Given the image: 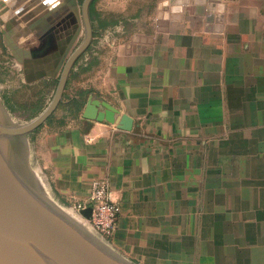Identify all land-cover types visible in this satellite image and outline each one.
<instances>
[{"label":"crops","instance_id":"1","mask_svg":"<svg viewBox=\"0 0 264 264\" xmlns=\"http://www.w3.org/2000/svg\"><path fill=\"white\" fill-rule=\"evenodd\" d=\"M97 9L119 22L94 37L74 86L90 91L85 107L93 96L134 127L59 112L36 139L45 194L85 203L88 221L92 183L107 180L121 211L106 243L132 264H264V0ZM6 54L0 91L24 76Z\"/></svg>","mask_w":264,"mask_h":264},{"label":"water","instance_id":"2","mask_svg":"<svg viewBox=\"0 0 264 264\" xmlns=\"http://www.w3.org/2000/svg\"><path fill=\"white\" fill-rule=\"evenodd\" d=\"M94 1L3 0L0 4L4 43L23 67L25 83L58 80L49 106L26 124H15L0 98V264H132L70 219L36 183L37 178L31 180L26 159L27 137L58 110L73 69L92 46ZM166 25L159 22L161 29ZM30 34L38 44L20 46V40ZM141 41L147 42L134 39L135 44ZM131 47L129 52L135 48ZM83 118L127 132L134 127L131 117L93 96ZM82 214L89 219L92 209Z\"/></svg>","mask_w":264,"mask_h":264},{"label":"trees","instance_id":"3","mask_svg":"<svg viewBox=\"0 0 264 264\" xmlns=\"http://www.w3.org/2000/svg\"><path fill=\"white\" fill-rule=\"evenodd\" d=\"M100 0H95L93 4L91 5V19L93 22V27L95 30V36L100 35L102 32H104L109 27H114L118 24L117 17L112 14H105L100 12L97 9V3ZM91 49V47H90ZM84 54L79 61L77 62L75 68L73 69L70 79L68 81V84L65 89L63 102L60 104L57 112L52 116L53 118L59 114V112L66 113L67 117H71L73 115L81 113V111L84 109L85 104L87 102V99L90 95L89 90H84L81 88H77L74 86V84L82 79L83 75H87V73L91 69L92 63H88V61H84L85 56L88 54V52ZM96 62V61H95ZM93 61V63H95ZM7 74V72H5ZM3 73L4 76L6 74ZM23 89L25 88H32L43 85L45 88L40 91V93H48V88L50 83L46 81L45 79L37 84H22ZM54 88H57L58 80H55ZM18 91V90H17ZM16 94V90L12 93V91H6L4 92V102L6 103L8 109L12 111L13 113H17L19 116L26 117L28 119H34L37 117V115L41 112L44 102H41V99L39 102L35 103L34 105H21L18 103L14 98V95ZM66 117V116H65ZM64 117V118H65ZM66 117V118H67Z\"/></svg>","mask_w":264,"mask_h":264},{"label":"rangeland","instance_id":"4","mask_svg":"<svg viewBox=\"0 0 264 264\" xmlns=\"http://www.w3.org/2000/svg\"><path fill=\"white\" fill-rule=\"evenodd\" d=\"M83 1L84 0H79L80 4H82ZM99 3H100V1H98V3L96 5H98ZM25 39L21 40L22 47H27V46L33 47V46L38 44L35 37L25 38ZM82 40H83V37L80 38L79 43L77 44V46L82 42ZM0 51L4 52V53H0V63H5L6 59L4 57L7 56L6 52H10V51L5 46L4 36L2 35L1 31H0ZM19 66H21V65L19 64ZM20 68H21V71H20L21 73L19 75H22L23 67L21 66ZM6 71H7V73H9V70H6ZM0 74H1V71H0ZM18 78L19 79H15L14 81H11L9 85L3 86L2 90L0 91V98L2 99V103L5 106V108L7 109L8 113L10 115L9 117L12 119V121L15 124H26V123L30 122L32 119H28L26 117L19 116L17 113H13L12 111H10L8 109L6 103L4 102V99H3L4 92L12 91V93H13L14 90H16V94L14 95V97H15L14 99L18 103H20L21 105H26V104L27 105H34L35 103L39 102V100L41 99V102H44V106H43L41 112L39 113V114H41L49 106V104L51 103V101H52V99H53V97L55 95L56 89H54L51 97H49L48 93H46V95H45V93H42V94L40 93V91L45 88L43 85L37 86V87L28 88V89L27 88L23 89V87H22L23 85L22 84H26L24 76L23 77H18ZM53 119L54 118L51 117L38 130H36L35 132L31 133L27 137V141H26V144H25L26 151H27L26 152V159H27V162H28V166L31 169V172H29L30 173V178H31V180H33V178L36 177L37 178L36 179V183L38 185L42 184L41 183V179L44 178L45 176L40 171V166H39L40 164H39L37 156H36V151H37L36 150V139L41 136L43 130L45 129V125L51 123L53 121ZM58 206L60 208L65 209V212L72 213L73 215H75V217L77 218V220L80 223V225L81 224L84 225L85 226L84 228L85 229L87 228V231L90 232V234L92 236H94L96 239L101 240V238L92 229V227L89 224V222L87 220L83 219L80 215H78L76 213V211L73 209L74 206L73 207H71V206H62V205H58ZM106 241L107 240H101V243L104 244L105 246L109 247L108 244L106 243Z\"/></svg>","mask_w":264,"mask_h":264},{"label":"built area","instance_id":"5","mask_svg":"<svg viewBox=\"0 0 264 264\" xmlns=\"http://www.w3.org/2000/svg\"><path fill=\"white\" fill-rule=\"evenodd\" d=\"M92 208V215L88 220L92 229L101 238L107 240L113 236L119 221L120 207L113 201V195L107 180H94L88 200ZM87 206L85 203H77L73 209L81 211Z\"/></svg>","mask_w":264,"mask_h":264},{"label":"bare ground","instance_id":"6","mask_svg":"<svg viewBox=\"0 0 264 264\" xmlns=\"http://www.w3.org/2000/svg\"><path fill=\"white\" fill-rule=\"evenodd\" d=\"M64 213L70 218V219H72V220H74L76 223H78L79 225H80V223L78 222V220H77V218L75 217V215H73L72 213H68V212H65L64 211ZM81 227H85L84 225H80ZM85 229V228H84ZM87 229V228H86Z\"/></svg>","mask_w":264,"mask_h":264}]
</instances>
